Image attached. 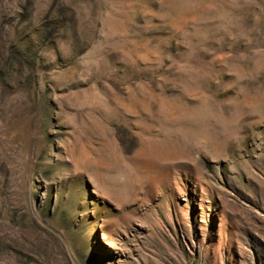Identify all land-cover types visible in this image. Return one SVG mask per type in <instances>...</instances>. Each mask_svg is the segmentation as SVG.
<instances>
[{"label": "rangeland", "instance_id": "374dc122", "mask_svg": "<svg viewBox=\"0 0 264 264\" xmlns=\"http://www.w3.org/2000/svg\"><path fill=\"white\" fill-rule=\"evenodd\" d=\"M0 264H264V0H0Z\"/></svg>", "mask_w": 264, "mask_h": 264}]
</instances>
